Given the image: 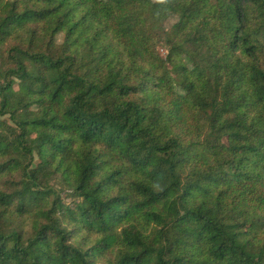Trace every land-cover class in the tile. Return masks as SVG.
<instances>
[{"label": "trees", "instance_id": "1", "mask_svg": "<svg viewBox=\"0 0 264 264\" xmlns=\"http://www.w3.org/2000/svg\"><path fill=\"white\" fill-rule=\"evenodd\" d=\"M0 264H264V0H0Z\"/></svg>", "mask_w": 264, "mask_h": 264}, {"label": "rangeland", "instance_id": "2", "mask_svg": "<svg viewBox=\"0 0 264 264\" xmlns=\"http://www.w3.org/2000/svg\"><path fill=\"white\" fill-rule=\"evenodd\" d=\"M177 21L176 17H171L167 20L165 27L170 30L172 28V26L175 24V22ZM166 45L164 43H161L159 46V51L163 54L166 55ZM52 185L54 186V188L59 192V194L61 195V197L64 199V202H66L67 204H71L72 202V198L69 196L70 191L65 190L61 187L60 184V180L56 179L55 181L52 182Z\"/></svg>", "mask_w": 264, "mask_h": 264}]
</instances>
